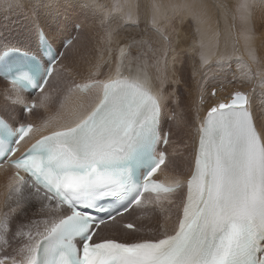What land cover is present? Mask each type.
<instances>
[{
	"label": "snow or ice",
	"instance_id": "snow-or-ice-1",
	"mask_svg": "<svg viewBox=\"0 0 264 264\" xmlns=\"http://www.w3.org/2000/svg\"><path fill=\"white\" fill-rule=\"evenodd\" d=\"M18 2L0 0V7ZM255 4L237 5L253 63L248 24ZM57 6L56 0L34 5ZM186 7L153 0L150 23L140 39L119 48L114 70L103 79L97 70L86 83H69L60 108L71 106V118L38 136L40 129L21 117L45 107L50 91H56L53 80L64 78L58 49L49 43L39 11L33 26L43 50L0 37V82L8 85L0 93V166L14 169L0 201V241L18 245L11 264H264V116L257 117L248 93L236 90L197 114L191 166L183 180L165 186L156 175L169 164L158 148L161 141L169 143L161 122L171 98L161 75L171 39L162 26L170 12ZM115 8L123 11L118 3ZM126 18L139 26L131 13ZM114 19L101 20L109 37ZM200 57L202 68L208 57L203 51ZM17 109L20 116L9 115ZM172 118L179 123L175 113ZM169 193L178 197L165 207L161 194ZM137 211L164 216L166 222L146 232L129 222L123 239L94 238L101 225ZM21 215L26 222L13 230Z\"/></svg>",
	"mask_w": 264,
	"mask_h": 264
},
{
	"label": "rangeland",
	"instance_id": "rangeland-1",
	"mask_svg": "<svg viewBox=\"0 0 264 264\" xmlns=\"http://www.w3.org/2000/svg\"><path fill=\"white\" fill-rule=\"evenodd\" d=\"M228 1L229 0H227V1L225 0V2H228ZM238 1L239 0L229 1L230 5H233V6L235 5V8L233 6H230V10H231L230 16L231 17L225 16V14L221 11L222 8H218V6H217V8L215 9L216 12H218V14H220L219 16L221 18L228 20V24H231L229 33L232 32V34L230 36L233 39V43H232L233 47H236L235 44H238V43L240 46V44L242 42H244L246 44L245 39H244L245 32L240 30V28H239V20L241 17H240V13L237 9V5L239 3ZM257 1L258 0H256V4L254 7L255 9H253L251 11V15H250L254 19L251 17L252 18V19L250 18L251 23L249 22L248 25H249V27L254 26V28H251V30H252L251 35L255 36L254 31H257L256 36L261 33L259 35V37L257 36V39L259 40V42L261 41V45H260V43H258V44L263 49L260 48L259 46H257V44L255 46L252 45V47H253L252 50L255 53L257 62L253 63L249 59L250 65L252 66L251 67L252 69L250 68L251 74L249 76L247 74V76L253 77V79H252L253 84L247 85V86L245 85L243 87V84H244V82L242 81L243 77H241V81L239 78L238 79L237 78L235 79V77L231 78V75L229 73H227L226 71H225L226 73L222 72V75H221V73L219 72V70L221 71L220 67H224V68H226V67L221 66L220 65L221 63H218L220 61V59L218 57H215V56L214 57L207 56L208 57L207 64L202 68L200 67V69H201V72L205 76L206 75H211L212 77L215 76V77H213V79H214L213 81L217 80V81H215V82H217L215 84L219 85V88L222 89L221 93L225 94V91L223 89H224V87L226 88V86H228V84H229L230 87H232V88L237 87V90L244 91L246 93L248 90H251L253 92V94L255 95L256 99H259L262 101L264 99L263 98L264 87L262 89L263 91L260 88L259 89L261 91H258L259 89L256 86L260 83V80H261V74L260 73H264V71H260L261 67H259L261 65V63L264 61V59H262V58H264L263 57L264 56V47L262 45V44H264V20H263L264 19V13H263L264 9L263 10L261 9V8H264V5H263L264 0H259L258 1L259 4ZM37 2H38V0H19L18 4L14 5L13 7H10V8L0 7V37H2L6 41L27 43L35 49L36 48L35 34L37 35V33H36V29L33 26V19L35 18L37 11H39L40 15H41V22H40L41 26L44 27L45 32H48L50 34L51 41L55 45L58 46L61 43L62 38H64V37H72V41L69 43L70 45L68 44L69 46L66 45L64 47L63 55L61 57L62 60H59V65H62L63 69H64V71L62 72V75L64 78L57 76L53 80L52 83H53V86L56 89V91H50V93H49L51 96L50 102L45 101V107H41L42 110H44V109H46V106L48 105L47 107H49V108L44 110V111L47 112L49 115H48V119H46L44 121V123H52V121L64 119V118H66V116H68V117L71 116L70 114H71L72 110L70 111V109H69L70 106H67L64 109L60 108V100L63 98V90L68 86L69 83H71V82L78 83V84L86 83L87 80L89 79V77L91 76V73L95 72L97 70H99V72L101 73V75L98 78H105L106 74L114 69L116 60L119 56V48L122 47L124 45V43L133 39V36H128V34H126V33L121 34L120 33L121 28L125 30V29L132 27V29H138L137 31L140 34H143L144 31H142L140 29L141 24H142L141 23L142 21H140V20H141V18H143V19L145 18L144 21L150 23V17L148 14V6L153 2V0H56L58 6L53 8V9H48L47 7H41L39 9H36L34 7V5H36ZM40 2L43 3L44 0H40ZM158 2H161L164 4H168L171 2V3H180V4L187 5L185 10H183L181 12H176V13L170 12L169 13L170 17H169V22H168L169 25H168V23H164V25H163V26H165V24H167V26L164 27V29L166 28L165 35H168L171 39L172 35L170 36L167 33L169 31V29L167 31V28H171L170 32L176 34V37H180L182 39V41H181L180 45L176 44L175 46H173V48L169 47L167 49L168 55H170L171 58L167 55L169 58L167 57V61H168L167 62V68H166L167 71H165L166 83L164 84V87L167 89L166 94L167 95L170 94L171 98L166 102L167 103V106L165 108L166 113H165L163 120L161 122V131L162 132L165 130L168 131L169 140L171 138V132H172L171 140H173V142H170V144H169L170 147L168 146V144L165 146V150L167 151V154L168 153H171V154H175V153L180 154L181 153L182 154L185 152L184 153L186 156L185 158L188 160L187 168H189L190 162H191V153H192V145L191 144L193 143V139L191 138L192 127L187 126V129H184L185 136L183 135L184 133H182L183 130L181 133H176L173 136V129L178 124L186 121L185 115L183 114V108L182 107H183V101L185 100V98L188 97L187 96V89L189 87V85H188V78L189 77L188 76H190V73H191L189 70L190 59H191V57L194 58L198 62V64L200 65L201 59H197V58L200 56L201 51H203L205 53L206 49L210 48L208 46L210 45V42L213 39H210L209 34H206L203 32H201V33L199 32L200 34L197 33V30L200 29L199 24H203V23L207 22V20L203 15H201V18H200V16L198 15V9L196 7H192L190 5V4H194V2H191L190 0H189V2H187V0H158ZM186 2H187V4H186ZM202 2L205 3V0H201V2H198V5L202 6L203 5V4H201ZM231 2L233 4H231ZM117 3L122 6V8H123L122 12L116 10L115 5ZM212 3L214 4L213 1H211V4ZM190 7L194 8L195 10H193V11L196 13H193V11L191 10L192 8H190ZM232 7L235 9L234 13H233L234 9ZM133 8H136V9H133ZM138 8H141V9H138ZM259 9L261 10V12L260 11L257 12ZM237 11L239 14L235 13ZM135 12H139V13L135 14ZM141 12H142V14H144V16L142 14L140 15ZM128 13H132L131 15L133 16V18L135 20H138V24H139L138 27L134 26L135 24L133 23V21L128 20L126 18ZM183 14H184V16H182ZM234 14L236 15V17ZM232 15H233V17H232ZM258 15H260V16H258ZM106 16H111V17L116 18L113 20L112 24L110 25V27L112 29H115V31L112 33L111 37H109L107 35V30H108L109 26L107 24L101 23V20L103 18H105ZM117 17H118V19H117ZM121 17H124L122 20V23H121L122 25L120 24ZM237 19H239V20H237ZM76 20H78V21H76ZM257 20L258 21L263 20V21L258 22ZM170 21L172 23H170ZM182 21H184V22H182ZM235 21L238 22V24ZM116 23H118V24H116ZM114 24H116L115 26L120 24L121 25V26L119 25L120 29L113 26ZM178 24L180 25V27L178 26ZM250 24H253V25H250ZM259 24L261 27L259 26ZM186 26H187V28L189 26H191V27L188 28L189 29L188 30L186 28ZM255 26H256V28H255ZM236 27L238 29H236ZM74 28L76 30H74ZM80 28H83V30L81 31V34L79 33ZM177 28H179V29L177 30ZM180 28H181V30H180ZM185 28H186V30H184ZM254 29H256V30H254ZM140 30H141V32H140ZM239 30L241 31L240 35L238 33ZM137 34L135 33V36H134L135 39H137L136 38ZM235 34H237V36H235ZM184 35L187 37H185ZM233 35H234V37H233ZM261 35H262V37H260ZM174 37H175V35H174ZM236 37H238V38H236ZM259 38L260 39L262 38L263 40H260ZM116 42H118V43H116ZM244 43L241 44L242 47L240 46V48L242 50L240 52L244 53V56L247 57V55L249 56V48H248V45L246 44L247 45L246 46ZM201 45H203V47H201ZM188 46H189V48H188ZM240 48L238 47V50H240ZM261 49H262V51H261ZM244 50L247 51L248 53L245 54ZM188 52H190V53H188ZM237 53H238V55L240 54L239 51H236L235 55ZM242 60L245 61L244 59H242ZM258 63H260V65H258ZM97 65L99 66V69H97ZM216 67L219 68V70H217ZM262 67H263V65H262ZM206 68L207 69L209 68V69L207 70ZM224 68L222 69V71L224 70ZM214 69H216L215 72L213 71ZM208 72H210V74ZM215 73L216 74L219 73V75L218 74L216 75ZM212 74H214V75H212ZM223 74L224 75L229 74L228 75L229 77H227L229 79L224 80L225 77H223L224 76ZM258 77H260V79ZM254 81L256 83H254ZM222 82L225 83L224 86H223ZM238 84L239 85L241 84L242 86L241 85L240 86L242 88ZM259 85H262V84L260 83ZM254 90H256L255 93H254ZM213 91L216 92V90L212 87L210 90V95H212ZM2 92H3V88L0 86V93H2ZM226 93H227V91H226ZM207 94L209 95V93H207ZM73 95L75 97H77L74 93H73ZM35 98H36V96L28 97V100L29 99H35ZM55 98L57 99V101ZM80 100H81V102L84 101V99H82V98ZM0 102H2V101H0ZM47 102L49 104L51 102L52 103L49 105V104H47ZM256 105H258V104H256ZM36 112H37V116L41 115L40 111L37 110ZM173 113L176 114V116L179 120V123H177L176 120H173V118H172ZM9 115L15 117V116H20V113H19V110L17 109L16 111L10 112ZM21 118L28 121V119L26 118V115H24ZM170 126L172 128H170ZM170 169H172V170H170ZM170 169H169V174L171 176L176 175V174H174V172H177V169L176 168H170ZM171 172H172V174H171ZM184 175H186V173ZM7 189L8 188L6 187L5 183H0V201H3L4 193L7 191ZM169 197H170L169 199H176L178 197V193L172 194ZM169 199L168 198L162 199V202L164 203L165 207H167V200H169ZM20 217L21 218L18 219L19 221L16 220L15 221L16 224L14 223L12 226L14 228V230H15L16 225L19 224L18 222L21 223L24 216L21 215ZM138 220L143 222L142 226H143V229L145 231H147L149 229V225L154 227L158 223H165L166 222L164 216L150 217L149 215H146L142 211L132 212V213L126 214L123 218H118L117 221L115 222L116 226L111 231L107 230L101 234H96L95 239L98 240L99 238H106L108 236H113V237H116L118 239H123L125 237L119 236V232L120 231L129 232L130 230L125 229L121 223L122 222H131V223L136 225ZM16 245H17L16 242H14L13 240L11 241L10 246L3 245V242L0 241V257L11 258L13 255H15ZM5 252H7V256L4 255ZM7 263L9 264L10 262H7ZM7 263H5V264H7Z\"/></svg>",
	"mask_w": 264,
	"mask_h": 264
},
{
	"label": "bare ground",
	"instance_id": "bare-ground-1",
	"mask_svg": "<svg viewBox=\"0 0 264 264\" xmlns=\"http://www.w3.org/2000/svg\"><path fill=\"white\" fill-rule=\"evenodd\" d=\"M191 2H194V4H190L192 7H196L197 9H198V15L200 16V18H201V15H203L205 18H206V20H207V22H205V23H203V24H199V26H200V29H198L197 30V33H201V32H203V33H206V34H209L210 35V39H213V40H211V42H210V45L208 46V47H210V48H207L206 49V52H205V54H206V56H210V57H218L219 59H220V61L218 62V63H221L220 65L221 66H225L226 68H224V67H220V69H221V71L219 70V68H217L216 67V69L217 70H219V72L221 73V75H222V72H227V73H229L230 75H231V78L232 77H235V79L237 78H239L240 79V81H241V77H243L242 78V81L244 82V84H243V87L246 85H252L253 84V77L252 76H250V77H248L250 74H251V71H250V68L252 67L251 65H250V57L247 55V57L246 56H244V53H241L240 51H242L241 50V48H240V46H241V44L242 43H244V42H242L241 44H240V46H239V43L238 44H235L236 45V47H233V39L231 38V34H232V32L231 33H229V31H230V27H231V24H228V20H226V19H223V18H221L219 15L220 14H218V12H216V8H217V6H218V8H222V12L225 14V16H229V17H231L230 15H231V10H230V6H233V5H230V2L229 1H233V0H229L228 2H225V0L223 1V0H205V3H201V4H203L202 6L201 5H198V2H201V0H190ZM211 1H213L214 2V4L212 3L211 4ZM227 1V0H226ZM235 1V0H234ZM259 1V0H258ZM257 1V2H258ZM187 2H189V0H187ZM187 2H186V4H187ZM239 2V1H238ZM99 4V3H98ZM110 4V3H109ZM108 4V5H109ZM140 4V3H139ZM231 4H233L232 2H231ZM258 4H259V2H258ZM97 5V4H96ZM111 5V4H110ZM264 5V4H263ZM262 5V6H263ZM132 6V5H131ZM261 6V5H260ZM133 7V6H132ZM143 7V6H142ZM192 7H190V8H192ZM234 8H235V5L233 6ZM232 7V8H233ZM255 7V6H254ZM231 8V9H232ZM233 8V9H234ZM22 9V8H21ZM133 9H136V8H133ZM138 9H141V8H138ZM253 9H255V8H253ZM262 10L264 9V8H261ZM106 10V9H105ZM109 10V9H108ZM185 10V9H184ZM192 11L193 10H195L194 8H192L191 9ZM138 11V10H137ZM197 11V10H196ZM234 11H235V9L233 10V13H234ZM261 12V10L259 9L257 12ZM134 12V11H133ZM139 12H135V14H138ZM193 13H196V12H194L193 11ZM192 13V14H193ZM235 13H238V11L237 12H235ZM263 13H264V11H263ZM120 14V13H119ZM132 14V13H131ZM142 14V12L140 13V15ZM239 14V13H238ZM143 16H144V14H142ZM223 15V14H222ZM235 15V14H234ZM124 16V15H123ZM138 16V15H137ZM180 16V15H179ZM182 16H184V14L182 15ZM238 16V15H237ZM258 16H260V15H258ZM170 17V16H169ZM232 17H233V15H232ZM235 17H236V15H235ZM241 17V16H240ZM252 16H250V18H251ZM181 18V17H180ZM183 18V17H182ZM226 18V17H225ZM238 18V17H237ZM253 18V17H252ZM251 18V19H252ZM262 18V17H261ZM117 19H118V17H117ZM143 18H141V20L140 21H142L141 23V30L142 31H144V29H145V21H144V19L142 20ZM254 19V18H253ZM263 19V18H262ZM184 20V19H183ZM237 20H239V19H237ZM236 20V21H237ZM264 20V19H263ZM262 20V21H263ZM76 21H78V20H76ZM125 21V20H124ZM235 21V22H236ZM258 21V20H257ZM260 22H262L261 20H259ZM258 21V22H259ZM169 22V19L165 22V23H168ZM182 22H184V21H182ZM181 22V23H182ZM197 22V21H196ZM233 22V21H232ZM234 22V23H235ZM249 22L251 23V21L249 20ZM170 23H172L171 21H170ZM237 24H238V22H236ZM116 24H118V23H116ZM116 24H114L113 26H115ZM121 24V23H120ZM119 24V25H120ZM183 24V23H182ZM197 24V23H196ZM228 24V25H227ZM258 24V23H257ZM119 25H117V26H115V27H117V28H119L120 26ZM168 25H169V23H168ZM250 25H253V24H250ZM134 26H136V25H134ZM133 26V27H134ZM167 26V24H165V26H163V28L164 27H166ZM178 26L180 27V25L178 24ZM193 26V25H192ZM259 26H260V24H259ZM83 27V26H82ZM191 26H189L188 28H190ZM248 27H249V25H248ZM261 27V26H260ZM126 28V27H125ZM137 28V27H136ZM186 28H187V26H186ZM186 28L184 29V30H186ZM187 28V29H188ZM239 28H240V30H242V31H244L245 32V28H246V25H245V23H244V21L240 18V20H239ZM250 28H254V26H252V27H250ZM255 28H256V26H255ZM120 29V28H119ZM168 29H169V31H168ZM179 28H177V30H178ZM236 29H238L237 27H236ZM258 29V28H257ZM83 30V28H80V31H79V33L81 34V31ZM138 29H132V27L131 28H128V29H120V33L122 34V33H126V34H128V36H133V39H135L134 38V36H135V33L137 34V39H140L141 38V36L143 35V34H140L138 31H137ZM141 30H140V32H141ZM164 30H166V28L164 29ZM180 30H181V28H180ZM189 30V29H188ZM239 30V31H240ZM254 30H256V29H254ZM263 30V29H262ZM167 33L171 36V48H173V46H175L176 44H181V41H182V39L180 38V37H176V34H174V33H171L170 31H171V28H167ZM192 31V30H191ZM238 31V33H239V35H240V33H241V31L239 32ZM174 32V31H173ZM255 33V36H256V32L257 31H254ZM194 33V32H193ZM199 33V34H200ZM259 33V32H258ZM175 35V37H174V35ZM181 34V33H180ZM185 34V33H184ZM261 34V33H260ZM260 34H258L257 36L259 37V35ZM125 35V34H124ZM192 35V34H191ZM185 36V35H184ZM190 36V35H189ZM235 36H237V34H235ZM254 35H252V37H253V40H252V45H256L257 44V46H259L260 48H262L260 45H261V41L259 42V40L257 39V36L255 37ZM126 37V36H125ZM185 37H187V36H185ZM233 37H234V35H233ZM260 37H262V35L260 36ZM236 38H238V37H236ZM35 39H36V34H35ZM51 39V38H50ZM189 39V38H188ZM187 39V40H188ZM240 39V38H239ZM260 39V38H259ZM235 40V39H234ZM260 40H263L262 38L260 39ZM52 42V41H51ZM237 42V41H236ZM116 43H118V42H116ZM258 43H260V45L258 44ZM61 44V43H60ZM59 44V45H60ZM245 44V43H244ZM59 45L57 46V47H59ZM70 45V44H69ZM68 45V46H69ZM246 45V44H245ZM263 45V47H264V44H262ZM247 46V45H246ZM245 46V47H246ZM238 47L240 48V50H238ZM242 47V46H241ZM68 48V47H67ZM188 48H189V46H188ZM249 48V47H248ZM253 48V47H252ZM256 48V47H255ZM259 48V49H260ZM243 49V48H242ZM263 49V48H262ZM262 49H261V51H262ZM256 50V49H255ZM177 51V50H176ZM182 51V50H181ZM198 51V50H197ZM236 51H239V55H238V53L235 55V52ZM245 51V50H244ZM188 53H190V52H188ZM248 52L247 51H245V54H247ZM178 54V53H177ZM261 54V53H260ZM263 54V53H262ZM234 57H233V56ZM169 57H170V55H168ZM167 56V57H168ZM182 56V55H181ZM262 56V55H261ZM168 57V58H169ZM180 57V56H179ZM186 57V56H185ZM264 57V56H263ZM171 58V57H170ZM196 58V57H195ZM173 59V58H172ZM180 59V58H179ZM197 59H201V57L199 56ZM242 59H244L245 61H243ZM262 59H264V58H262ZM60 60H62V59H60ZM174 60V59H173ZM181 61V60H180ZM179 61V62H180ZM218 61V60H217ZM168 62V61H167ZM212 62V61H211ZM226 62V63H225ZM262 62V61H261ZM170 63V62H169ZM171 65V64H170ZM219 65V66H220ZM255 65V64H254ZM258 65H260V63H258ZM262 65H263V67H262ZM181 66V65H180ZM218 66V65H217ZM171 67V66H170ZM259 67H261L260 68V71H264V61L261 63V65L259 66ZM224 68V70L222 71V69ZM258 68V67H257ZM177 69V68H176ZM207 69V68H206ZM209 69V68H208ZM207 69V70H208ZM216 69H214L213 71L215 72V70ZM252 69V68H251ZM259 69V68H258ZM114 70V69H113ZM189 70H190V76H188L189 78H188V85H189V87H188V89H187V98H185V100L183 101V114L185 115V122H182V123H180V124H178L174 129H173V136L176 134V133H181L182 132V130H183V132L182 133H184L183 135L185 136V132H184V129H187V126H191L192 127V132H191V138L193 139V143H194V138H195V135H196V133H195V118H196V116H197V114H199L200 116H203L204 114H205V112H206V110H207V107L209 106V104L212 102V101H216V100H222V99H225V98H229V96H230V93H232V92H234V91H236L237 90V87L236 88H232V87H230L229 86V84H228V86H226V88L224 87V91H225V94H223V93H221V91H222V89H220L219 88V85H216L215 83H217V82H215V81H217V80H215V81H213L214 79H213V77H215V76H211V75H204L202 72H201V69H200V65L198 64V62L194 59V58H192L191 57V59H190V62H189ZM112 71V70H111ZM167 71V70H166ZM171 71V70H170ZM175 71V70H174ZM253 71V70H252ZM194 72H195V74H194ZM225 72V73H226ZM254 72V71H253ZM209 74H210V72H208ZM224 73V74H225ZM109 73H107L106 74V76L108 75ZM216 74V73H215ZM218 75H219V73H217ZM216 74V75H217ZM223 74V75H224ZM228 74V75H229ZM247 74H248V76H247ZM258 74V73H257ZM261 74V73H260ZM161 75L165 78V71L164 72H162L161 73ZM212 75H214V74H212ZM227 75V74H226ZM226 75H224L223 77H225L224 78V80H226V79H229V78H227V77H229L228 75L226 76ZM255 76V75H254ZM207 78V83L205 84V80H204V78ZM106 78V77H105ZM230 78V79H231ZM259 79H260V77H258ZM101 79H103V78H101ZM216 79V78H215ZM165 80H166V78H165ZM222 80V79H221ZM220 81V80H219ZM257 81V80H256ZM225 82V81H224ZM231 82V81H230ZM229 82V83H230ZM155 83H156V86L158 87L159 86V81H155ZM166 83V82H165ZM219 83V82H218ZM227 83V82H226ZM254 83H256L255 81H254ZM221 84V83H220ZM222 84H223V86H224V84L225 83H223L222 82ZM260 84V83H259ZM257 85L256 87H258V89L260 88L261 90L263 89V87H264V84H262V85ZM201 85H204V88L202 89L201 88ZM210 85V86H209ZM239 85V84H238ZM241 85V84H240ZM239 85V86H240ZM256 85V84H255ZM0 86L3 88V91H4V88L6 87V86H8L7 85V83L6 82H0ZM5 86V87H4ZM209 86V87H208ZM242 86V85H241ZM240 86V87H241ZM213 87L215 90H216V95L215 96H212V95H210V90H211V88ZM234 87V86H233ZM249 87V86H248ZM239 88V87H238ZM242 88V87H241ZM246 89V88H245ZM251 89V88H250ZM254 89V88H253ZM258 90V91H261V90ZM226 91H227V93H226ZM255 91L256 90H254V93H255ZM263 91V90H262ZM207 93H209V95L207 94ZM247 93L249 94V96H250V98H251V104H252V108H253V111L255 112V114L257 115V117H261V116H264V99L261 101V100H259V99H256V97H255V95L253 94V92L251 91V90H248L247 91ZM78 98H82V97H80L79 96V93H74ZM222 94V95H221ZM89 95H91V94H89ZM167 95V94H166ZM202 95H203V103L201 102V98H202ZM35 96H37V94L35 95ZM263 98H264V96H263ZM56 99V98H55ZM82 99H84V103L86 104L87 103V99L86 98H82ZM56 101H57V99H56ZM50 102V101H49ZM52 103V102H51ZM50 103V104H51ZM54 103V102H53ZM47 104H49L48 102H47ZM49 104V105H50ZM55 104V103H54ZM256 104H258V105H256ZM48 106V105H47ZM46 106V109H48L49 107H47ZM180 108V107H179ZM46 109H44V110H46ZM69 109H70V111L72 110V107L70 106L69 107ZM40 111V114L41 115H39V116H37V112L36 111ZM37 110L35 109L32 113H30V114H26V118L28 119V121H31L32 123H34L39 129H40V132L39 133H35V136H38L39 134H41V133H46L48 130H49V128L53 125V124H56V123H62V122H64L65 120H67V119H70L71 118V116L70 117H68V116H66V118H64V119H60V120H56V121H52V123H44V121L46 120V119H48V113L47 112H45L44 110H42V108L41 107H38L37 108ZM43 112H42V111ZM179 110V109H178ZM49 111V110H48ZM165 111V113H166V109L164 110ZM180 111V110H179ZM60 113V112H59ZM60 115V114H59ZM68 117V118H67ZM53 118V117H52ZM52 120V119H51ZM50 121V120H49ZM191 123V124H190ZM193 124V125H192ZM170 128H172L171 126H170ZM187 132V131H186ZM188 133V132H187ZM187 135V134H186ZM183 136V137H184ZM188 137V136H187ZM171 138H172V132H171ZM171 138H170V140H171ZM185 138V137H184ZM169 140V143H168V146H169V144H170V142H173V140H171L170 141ZM193 143L191 144L192 145V153H191V161H192V154H193ZM188 145V144H187ZM170 147V146H169ZM189 147V146H188ZM185 153V152H184ZM184 153H180V154H171V153H168L167 154V156H168V159H169V164H168V167H164V166H162L161 167V170H159L158 171V173L156 174L157 175V177H158V179L161 181V182H163V183H165V184H168V185H174V182L176 181V180H183L187 175H188V172H189V170H190V167L189 168H187V162H188V160L185 158L186 156H185V154ZM188 157V156H187ZM190 166H191V162H190ZM170 168H176L177 169V172H174V174H176V175H174V176H171L170 174H169V169ZM12 168H9V169H4V168H0V183H5L6 184V187L8 188V186H9V184L13 181V174H12ZM170 170H172V169H170ZM186 173V175H184ZM171 174H172V172H171ZM172 194H175V193H169V194H161V199H164V198H170L169 196L170 195H172ZM126 214H128V213H126ZM125 214V215H126ZM28 215L29 216H31V212H29L28 213ZM19 218H21V217H19ZM19 221V220H18ZM21 222H26L25 221V219H24V217H23V219H22V221ZM18 223H20V222H18ZM131 223V222H130ZM142 223L143 222H141V221H139L138 220V222L136 223V225L138 226V227H140L141 229H142V231H144V232H146L144 229H143V226H142ZM15 224H16V222H15ZM116 226V223H112L111 221H109L108 223H106L105 225H101L100 227H99V229H97V232H96V234H101V233H103V232H105V231H111L114 227ZM151 227H153V226H150L149 225V228H151ZM13 230H14V228H13ZM127 233L128 232H125V231H120L119 232V236H121V237H126L127 236ZM110 238H114V239H118V238H116V237H113V236H108V237H106V238H99L97 241H99V240H104V239H110ZM14 241V240H13ZM15 242V241H14ZM18 247V245H16V248ZM14 256V255H13ZM9 258V257H8ZM6 258V257H0V260H4L5 261V263H7V262H10L11 263V258ZM9 263V264H10ZM8 264V263H7Z\"/></svg>",
	"mask_w": 264,
	"mask_h": 264
}]
</instances>
